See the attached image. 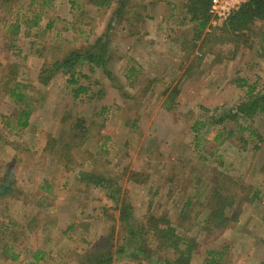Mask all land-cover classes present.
I'll list each match as a JSON object with an SVG mask.
<instances>
[{"label": "rangeland", "instance_id": "374dc122", "mask_svg": "<svg viewBox=\"0 0 264 264\" xmlns=\"http://www.w3.org/2000/svg\"><path fill=\"white\" fill-rule=\"evenodd\" d=\"M69 1L74 0L52 3L48 18L55 25L43 38L34 41L35 30L26 37L20 36L17 42L20 53L8 48L10 39L4 38L2 25L10 17L13 19L12 7L21 8L23 13L30 0H8L5 5L0 0V63L14 61L21 65L19 79L28 86L25 92L36 108L30 126L16 135V130L9 133L3 124V121L15 123L12 115L16 106L8 97L0 99V167L13 166L17 186L22 188L21 196L28 198L27 203L7 198L0 201L1 213L7 215L3 221L15 224L5 229V233L0 231V244L45 251V259L38 264H79L86 249L109 232L112 219L120 214L106 197L107 190L80 180L78 172L96 169L119 181L125 198L134 207L136 220L168 211L172 223L178 226L177 232L199 242L191 264H204L207 257L211 258L206 252L211 249L222 253L220 261L219 255L215 256L218 264H264V198L262 203L245 205L238 222L215 241L205 237L208 231L200 227L201 220L197 223L194 220L201 198L203 202L209 195L207 190L204 195L200 193L199 181L206 182L214 168L225 171L237 184L242 182L252 190L264 191L261 172L264 142L258 151L251 150L252 144L246 146L248 151L242 150L237 132L228 140L222 132L224 126L214 125L207 133L203 129V139L196 145L191 129L197 119L236 107L246 99V89L238 86L239 77L248 76L264 90V60H257L252 51H247L243 58H233L232 49L223 46L225 55L221 54L218 62L210 63L205 57L200 62L199 46L194 47L191 42L194 27L191 23L181 24V12L174 10L171 14L170 0H133L138 2L136 7L141 13L149 15L146 21H136L132 31H139L137 35H131L117 23L108 30L114 6L100 8L88 0H77L81 9L72 11ZM69 21L79 25L82 32L73 30ZM221 25L222 22L212 25L210 21L206 33ZM67 27L69 30L65 31ZM59 31L69 40L67 44L61 49L44 51V42L48 45L59 42ZM74 31L81 36H75ZM106 33L113 41L118 59L109 67L113 81L100 69L89 73L88 65L82 72L89 79L77 77L80 85L91 86L93 94L102 92L95 95L97 98L85 95L73 98L72 89L77 86L68 84L69 75L58 74L47 86L37 83L44 62L60 58L67 49L81 47L86 40L93 43ZM74 37L78 39L74 41ZM39 49L43 50L41 55L36 53ZM166 101L168 104L164 105ZM239 122L249 127L241 135L244 140L256 141L253 132L264 137V114L246 123L242 119ZM225 125L236 127L233 122ZM69 130L79 137L72 138ZM217 132L223 135L215 140ZM51 137L57 142L54 147ZM69 140H73L71 145L79 146H73L64 155L62 148ZM72 153L68 160L66 157L70 158ZM83 161L82 166L76 165ZM197 173L199 180L194 176ZM138 180L140 183H136ZM241 188L236 190L237 202L244 192ZM188 201L191 202L188 219L181 221L180 209ZM29 216L37 219L33 230L26 228ZM71 225H75L73 229L64 233ZM121 230L117 228L118 233ZM145 255L147 258L141 259L145 263L148 259L156 260L150 252ZM169 255L160 254L163 258H174ZM25 258L30 259V255L23 252L20 257L23 263ZM5 261L0 255V264H12ZM126 263L133 262L114 264Z\"/></svg>", "mask_w": 264, "mask_h": 264}, {"label": "trees", "instance_id": "16d2710c", "mask_svg": "<svg viewBox=\"0 0 264 264\" xmlns=\"http://www.w3.org/2000/svg\"><path fill=\"white\" fill-rule=\"evenodd\" d=\"M5 3L8 0H1ZM55 0H30L26 5L25 12L21 13V8L12 7L13 19L5 20L2 25L4 38H9V49H18L21 53V49L18 48L17 42L20 36L26 37L30 35V32L35 30L36 38H43L45 34L51 31L55 25L54 20L48 18L49 8ZM96 4L100 8H112L109 19L108 30L111 31L112 24L115 23L123 25V29L127 30L131 35H137L140 32L132 31L136 21H146L149 18L148 14L144 12L141 13L136 5L137 1L133 0H88ZM71 10L76 11L77 7L81 9V3L77 0L69 1ZM212 0H170V10H177L183 14L181 24L191 23L194 27V36L191 39L194 47L199 46L200 55L197 58L200 62L204 61V58H208L210 63L218 62L221 54L224 51L221 49L223 46L232 49L233 58L244 57L247 55V51H252L256 54L257 60H264V0H248L243 3L234 13L226 20L222 22V25L216 29V31L211 33H206V30L210 28L211 14L210 6ZM2 4V5H3ZM2 7V6H1ZM135 7V8H134ZM76 8V9H75ZM16 9V10H15ZM11 11H7L9 13ZM11 14V13H10ZM9 14V15H10ZM82 12L78 13L79 15ZM151 18V17H150ZM46 19V22H42ZM73 30H78L77 32H82L80 26H76L75 22H68ZM79 23H83L80 19ZM125 23L127 25H125ZM67 27L65 31H68ZM74 35L81 36L79 33ZM218 31V32H217ZM109 33L104 36H99L93 43L85 41L81 47H70L67 52L60 58L54 57L52 61H46L43 63L40 71L37 75V83L41 86L49 85L52 80L58 75H69L70 79L67 81L69 85L77 86L72 89L74 95L73 98L77 99L80 95H85L87 97L97 98L95 95H100L102 92L99 91L96 94L92 93L91 86L80 85L78 76L84 79H89V76L83 75V68L88 65L89 73H93L96 69H100L105 73V75L113 81V74L110 71L111 67L118 61L115 58V52L113 49V41L110 39ZM59 42L53 45H48L44 42L42 44L43 50L51 49V51L61 49L69 40L67 37L62 35L60 31L58 32ZM78 37H74L76 41ZM30 40V43H34ZM199 42V43H198ZM198 44V45H197ZM212 46L214 47L212 49ZM7 48V50H9ZM204 48V49H202ZM209 48V49H208ZM216 48V50H215ZM42 49L36 50L37 54L43 53ZM42 51V53H40ZM55 55V54H54ZM53 55V56H54ZM200 56V57H199ZM21 65L14 61H7L5 64L0 63V99L2 97H8L10 101L14 103L16 109L13 112L12 117H15V123L3 121L4 127L9 129V133L17 131L16 135H21L25 129L30 126V119L35 112V106H32L31 99L28 97L25 90L27 85L19 79ZM110 67V68H109ZM134 71V68H132ZM238 86L245 88V100H242L236 107L227 108L220 113L215 111L210 114V111L204 109L207 112L206 117L203 119H197L191 129L195 133L194 143L197 145V141L202 140V131L206 128V133L211 131L214 125H222V132L226 133L228 140L235 137L237 132L242 141V150H249L246 146L252 144V151L260 150V144L264 142V137L261 133H255L256 141L250 139L244 140L243 132L249 130V127L241 125L239 120L242 119L243 123L253 120L256 116L264 114V90L258 88L257 82H251L248 76L239 77ZM90 91L88 95L87 92ZM92 93V95H91ZM168 104L167 101L164 105ZM106 106L103 107V111ZM222 114V115H221ZM4 119L6 116H2ZM200 118V116H199ZM68 119V117L66 118ZM207 120L208 122H206ZM233 122L236 127H226V123ZM87 128V127H85ZM85 130V129H84ZM87 132V131H86ZM217 132L215 140L222 137L223 133ZM72 134V138L75 136L79 137L78 134ZM84 132H82L83 134ZM68 136V135H67ZM69 136V139H71ZM238 137V138H239ZM109 139V138H108ZM68 140V139H67ZM254 140V139H253ZM53 143V147L57 145L56 140L52 137L50 139ZM65 142V141H64ZM73 140L65 142L63 146L64 155L70 152L71 148L79 146L71 145ZM73 150V149H72ZM77 151V149L75 150ZM74 151V152H75ZM73 157H66L68 160ZM71 161V160H70ZM84 163L79 162L76 165L82 166ZM264 173V162H263ZM212 176L205 182L200 179L198 173L194 176L199 180L201 185L200 193L204 195V192L209 191V195L201 198L200 209L197 210L194 216L196 223L201 220L202 229L208 231L205 235L207 239L212 238V241L218 239L225 232L227 228L234 226L239 217L244 211L245 205L258 204L263 202L264 191L262 189L247 186V184L239 183L237 181L229 178L225 171H220L216 168L213 170ZM80 180L84 181L88 186H93L94 188H99L103 191L107 190V198L111 201L114 208L119 211V217L112 219V224L107 234H103L99 241L89 249H86L84 255L79 259V264H114L115 262L128 261L133 263L126 264H191L193 258L197 254L196 251L199 247V242L195 238L187 237L179 232H177L178 226H175L171 219L168 211H164L160 216L155 214L146 215L142 220L138 221L134 218V207L128 203V199L125 198L122 186H120L119 181L113 177H109L105 174L99 173L96 169L91 171H80ZM244 182V181H243ZM140 183V181H136ZM119 186H118V185ZM244 187L242 190L244 192L240 195L241 198L238 200L237 188ZM22 188L17 186V180L15 178V169L13 166L1 165L0 167V201L7 199H14L17 201L28 202L27 197L21 196ZM121 191V193H120ZM253 191V192H252ZM252 192V194H251ZM236 196V198H235ZM3 203H0L2 205ZM152 206V202H149V207ZM177 204H175V207ZM6 207V206H4ZM191 207V202H186L180 209L181 221L188 219L187 209ZM8 209V208H5ZM4 209V210H5ZM2 208L0 207V231L5 233V229H9L11 226L15 225L12 221L5 223L3 221L7 218V215L1 213ZM37 219L33 216L28 217L26 221V228L33 230L35 227ZM119 225V226H118ZM75 225L67 227L64 233L72 230ZM121 227V233H118L117 228ZM23 228V227H22ZM26 248V247H25ZM18 250V251H17ZM23 252L30 255V259H20ZM146 252L154 254L156 260L148 259V263L142 261L147 258ZM167 253L168 255L173 254L174 258L169 257L163 258L160 256L162 253ZM211 257L205 259L204 264H218L216 255H219V261L221 260L222 253L220 251H215L211 249L206 251ZM0 255L1 258L6 260L5 262L17 263V264H38L43 261L46 256V252L40 249L31 251L29 248L20 250L16 245H11L6 243L4 245L0 244ZM169 255V256H170ZM142 259V260H141ZM136 260V263L134 261Z\"/></svg>", "mask_w": 264, "mask_h": 264}, {"label": "built area", "instance_id": "2783aa9c", "mask_svg": "<svg viewBox=\"0 0 264 264\" xmlns=\"http://www.w3.org/2000/svg\"><path fill=\"white\" fill-rule=\"evenodd\" d=\"M248 0H212L210 6L211 24L226 21L243 3Z\"/></svg>", "mask_w": 264, "mask_h": 264}]
</instances>
